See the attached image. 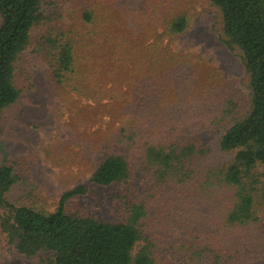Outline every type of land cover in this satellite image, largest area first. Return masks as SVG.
Segmentation results:
<instances>
[{
    "label": "rangeland",
    "instance_id": "rangeland-1",
    "mask_svg": "<svg viewBox=\"0 0 264 264\" xmlns=\"http://www.w3.org/2000/svg\"><path fill=\"white\" fill-rule=\"evenodd\" d=\"M78 1L44 0L47 21L33 29L31 43L16 63L20 97L0 113V165L12 166L19 176L9 200L55 211L61 196L87 183L111 148L127 158L129 178L110 186L91 185L87 194L69 201V209L120 222L130 205L143 202L142 233L147 240L135 251L150 243L156 264H264V208L257 222L236 228L225 224L231 193L218 173L233 154L219 146L225 130L209 121L227 97H234L241 107L247 105L249 92L241 58L219 38V10L209 0H95L110 20L127 21L135 45L152 42L164 20L178 11L188 14L189 26L164 41L177 57L168 71L154 69L151 74L146 68L115 64L109 56L99 62L97 51L85 53L97 66L95 75L74 84L94 90L105 86L116 94L93 99L55 80L44 46L49 30L74 24ZM121 100L130 108L121 107ZM140 106L144 110L139 112ZM128 112L140 114L141 120L148 117L141 122L166 127L182 124L193 129L198 120L208 119L200 132L189 131L209 150L199 161L197 176L181 184H158L143 151L146 139H166L151 138V130L135 142L110 141ZM175 136L181 134L170 137ZM16 262L43 264L39 255L28 258L19 253L0 229V264Z\"/></svg>",
    "mask_w": 264,
    "mask_h": 264
},
{
    "label": "trees",
    "instance_id": "trees-1",
    "mask_svg": "<svg viewBox=\"0 0 264 264\" xmlns=\"http://www.w3.org/2000/svg\"><path fill=\"white\" fill-rule=\"evenodd\" d=\"M209 1L220 13V40L241 58L249 92L247 105L241 107L234 97H227L209 121L225 130L219 146L233 154L218 174L231 193L225 224L236 228L257 222L259 211L264 208V0ZM43 4L44 0H0V113L20 97L15 84L16 63L30 45L33 29L47 21ZM75 5L74 24L49 30L44 46L55 80L80 88V95L87 98H113L116 94L105 86L94 90L74 84L95 75L93 69L97 66L89 63L91 57L85 53L97 51L99 62L109 56L115 64L146 68L151 74L156 72L154 69L168 71L177 57L164 41L184 33L189 26L188 14L178 11L164 20L162 31L156 32L152 42L135 45L130 41L126 20H110L95 0H79ZM119 105L130 108L123 100ZM138 110L143 111L144 107ZM138 116L129 112L122 116L117 131L108 139L123 145L126 139L135 142L143 137L145 130H151V138L162 135L166 141L160 143L146 139L143 151L154 179L161 186L194 179L200 159L209 150L200 137H190L189 131L200 132L208 119L198 120L191 129L182 124H148L141 122L148 117L141 120ZM173 132L181 136L172 139ZM110 150L89 181L66 191L53 212L11 202L8 194L19 176L12 166L0 165V229L19 253L28 258L39 255L43 264H156L150 243L135 251L141 240H147L142 233L141 220L146 214L143 202L130 205L120 222L101 221L85 211L67 207L70 200L87 194L91 185L110 186L129 178L127 158Z\"/></svg>",
    "mask_w": 264,
    "mask_h": 264
}]
</instances>
